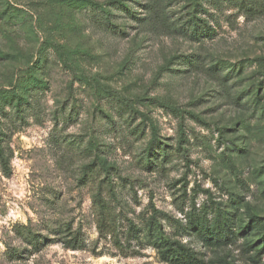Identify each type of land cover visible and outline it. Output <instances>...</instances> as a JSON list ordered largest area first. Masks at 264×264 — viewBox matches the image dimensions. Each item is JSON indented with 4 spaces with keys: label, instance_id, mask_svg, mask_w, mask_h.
<instances>
[{
    "label": "rangeland",
    "instance_id": "1",
    "mask_svg": "<svg viewBox=\"0 0 264 264\" xmlns=\"http://www.w3.org/2000/svg\"><path fill=\"white\" fill-rule=\"evenodd\" d=\"M196 2L0 0V264H172L159 226L200 264H264V14ZM217 216L226 247L196 231Z\"/></svg>",
    "mask_w": 264,
    "mask_h": 264
},
{
    "label": "trees",
    "instance_id": "2",
    "mask_svg": "<svg viewBox=\"0 0 264 264\" xmlns=\"http://www.w3.org/2000/svg\"><path fill=\"white\" fill-rule=\"evenodd\" d=\"M195 3L196 6L200 7L198 0ZM237 3V9L243 13L246 17L257 18L264 14V0H233ZM197 23L193 20L187 21L184 26L185 28L191 29L190 35L198 36V28H196ZM182 26V27H184ZM181 29V28H180ZM182 30V29H181ZM209 31V30H207ZM229 77V76H228ZM264 82L258 85L256 88V95L264 92ZM100 186V185H99ZM101 187V186H100ZM92 206L94 213L97 216V231L99 237L106 238L107 235L114 234L115 232V216L109 206L108 201L103 197L100 189L95 191L92 195ZM255 224L261 226L260 237L256 242L244 245L245 251L253 252V258H259L260 255L264 254V217L257 216L255 214L251 215ZM217 219V220H216ZM212 225L201 224L197 226L196 231L198 235L206 242H213L221 246L226 247L230 245L231 236L229 232L218 225V216L215 217ZM161 227H158V240L155 247L158 249L161 257L164 261L172 264H200V261L193 256L187 249L179 245L177 242L168 239L163 236L160 231ZM116 241V238H114ZM118 244V241H116Z\"/></svg>",
    "mask_w": 264,
    "mask_h": 264
}]
</instances>
